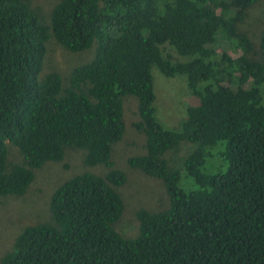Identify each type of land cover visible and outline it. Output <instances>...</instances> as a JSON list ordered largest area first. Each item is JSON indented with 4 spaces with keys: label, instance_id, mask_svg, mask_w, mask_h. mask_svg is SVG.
<instances>
[{
    "label": "trees",
    "instance_id": "1",
    "mask_svg": "<svg viewBox=\"0 0 264 264\" xmlns=\"http://www.w3.org/2000/svg\"><path fill=\"white\" fill-rule=\"evenodd\" d=\"M261 1L59 0L47 25L28 0H0V198L24 195L34 171L62 162L66 148L108 169L61 184L52 222L26 227L0 264H264V61L250 58L254 43L239 30ZM50 37L69 52L95 45L65 85L56 72L39 78ZM217 39L242 58L217 52ZM258 46L264 54V30ZM153 67L185 78L194 104L179 130L156 118ZM124 99L145 139V154L127 164L162 181L169 198L166 210L136 212L133 238L113 227L124 208L115 188L126 176L110 160ZM183 141L197 146L182 188L163 156ZM9 144L20 165L7 164Z\"/></svg>",
    "mask_w": 264,
    "mask_h": 264
},
{
    "label": "rangeland",
    "instance_id": "2",
    "mask_svg": "<svg viewBox=\"0 0 264 264\" xmlns=\"http://www.w3.org/2000/svg\"><path fill=\"white\" fill-rule=\"evenodd\" d=\"M58 1L28 0V3L30 8L39 15L42 24L49 25L50 10ZM239 30L246 33L254 43L255 53L250 54V58L264 61V54L260 52L258 46L259 36L264 30V0L249 10L245 21L239 25ZM218 43L217 39L214 46L217 52L226 51L236 60L242 58L240 49L232 45L230 47V44L226 42L219 45ZM168 54L175 56L171 49L168 50ZM94 55L95 45L82 52H69L50 37L46 43V53L39 78L42 79L47 74L56 72L61 77L62 85H65L71 71L89 63ZM151 73L156 118L165 129L179 130L185 118L186 108L194 104L187 90L185 78L182 76L166 78L155 67L152 68ZM125 99L123 101L124 133L121 140L112 145L110 158L114 168L122 171L126 176L125 184L115 188L122 198L124 208L113 227L123 238H133L138 232L136 212L140 209L150 212L166 210L169 198L162 181L147 176L127 164L128 158L145 154V139L134 129L133 124L137 121V117L131 108H125ZM133 100L136 102L135 98ZM196 146L194 143L183 141L177 148L167 151L163 156L171 167L179 170L181 187L192 183L185 177L183 162ZM221 147L222 145L217 146L216 150ZM7 151V164L20 165L22 156L18 149L9 144ZM84 155V150L66 148L62 162H48L34 171L33 181L24 195L0 198V258L12 248L15 237L26 227L52 222L49 202L52 194L61 184L82 173L105 176L108 169L103 165L86 166L83 163ZM212 164V161L207 158L204 169L210 170Z\"/></svg>",
    "mask_w": 264,
    "mask_h": 264
}]
</instances>
